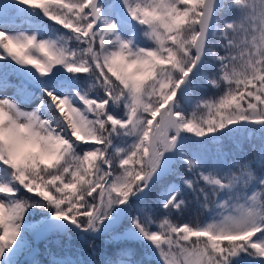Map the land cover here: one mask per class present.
Masks as SVG:
<instances>
[{"label": "snow or ice", "instance_id": "6c2138e0", "mask_svg": "<svg viewBox=\"0 0 264 264\" xmlns=\"http://www.w3.org/2000/svg\"><path fill=\"white\" fill-rule=\"evenodd\" d=\"M41 240L264 264V0H0V264Z\"/></svg>", "mask_w": 264, "mask_h": 264}, {"label": "trees", "instance_id": "16d2710c", "mask_svg": "<svg viewBox=\"0 0 264 264\" xmlns=\"http://www.w3.org/2000/svg\"><path fill=\"white\" fill-rule=\"evenodd\" d=\"M200 95L205 97V98L213 97L215 95V91L209 90V89H201ZM190 111H191V109H190ZM182 219L183 220H193L196 222H205V221L210 220L211 216L209 215V213L206 210H198L195 207H193V208L189 209V211L185 214V216ZM51 243H49V241H43L38 245V248H39V250H41V249H43V247L45 248L47 245H49ZM56 248L60 249L61 253L76 252V253L84 254L85 260H99L100 259V254L98 252H92L90 246L84 247L82 249H77L75 251H69L67 249H63L60 246H57ZM40 253L41 252L39 251L37 259H38V261H40L41 264H50V262L52 260H50L48 258V256H52V257L56 258L53 254L49 253L46 260H45V258L41 257Z\"/></svg>", "mask_w": 264, "mask_h": 264}, {"label": "rangeland", "instance_id": "374dc122", "mask_svg": "<svg viewBox=\"0 0 264 264\" xmlns=\"http://www.w3.org/2000/svg\"><path fill=\"white\" fill-rule=\"evenodd\" d=\"M57 27H59V26H57ZM51 242H49L51 244L47 245L45 248L43 247V249H41V250H39V248L37 247V249L41 252L40 253L41 254V257L45 258V260H46V258H47V256H48L49 253L53 254L56 258H58L61 255H66L67 254V255L73 256V258H77L78 257L81 260H85L84 254H81V253H76V252L61 253L60 249L56 248L58 245L55 242V240H53ZM39 244H40V242H38V245ZM39 251H38V253H39ZM48 258L50 260H53L54 259V257H52V256H48ZM20 264H29V262L27 261V259H24L22 261L20 260ZM39 264H41L40 261H39Z\"/></svg>", "mask_w": 264, "mask_h": 264}, {"label": "water", "instance_id": "95a60500", "mask_svg": "<svg viewBox=\"0 0 264 264\" xmlns=\"http://www.w3.org/2000/svg\"><path fill=\"white\" fill-rule=\"evenodd\" d=\"M38 242H40V241H36V242L33 244V247H34L35 249H36V244H37ZM24 259H27L28 262H30V260H31L30 256H22L20 260L22 261V260H24Z\"/></svg>", "mask_w": 264, "mask_h": 264}]
</instances>
